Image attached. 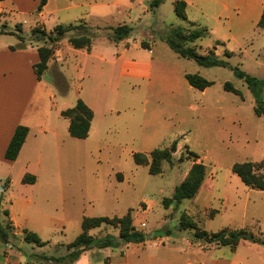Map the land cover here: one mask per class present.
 Listing matches in <instances>:
<instances>
[{
  "label": "rangeland",
  "instance_id": "obj_1",
  "mask_svg": "<svg viewBox=\"0 0 264 264\" xmlns=\"http://www.w3.org/2000/svg\"><path fill=\"white\" fill-rule=\"evenodd\" d=\"M10 1L3 5L10 7ZM85 1L90 0H65L66 6H80L60 15L38 16L32 0H17L16 6L21 9H17L18 13H8V18L3 16L6 13H0V30L7 32L0 35V48L7 43L13 44L10 48H49L32 36L31 30L38 27L47 33L57 25H77L78 12ZM151 1L139 21H134L133 16L125 20L132 33L123 43L108 40L109 28L91 29L92 40L101 43L99 53L123 52L126 61L150 64L147 78L130 77V72L121 75L119 62H87L75 53L66 56L64 62L52 64L72 48L69 39L79 37L80 30L65 34L53 47L41 76L43 84L58 91L56 99L38 92L34 95L27 79L0 78V106L15 113L30 104L28 111L48 118L59 134V141L49 145L42 164L30 166V171L37 173H31L37 178L33 185L20 182L23 164H7L0 139V226L7 228L9 218L18 232L13 236L7 229L9 247L2 244L20 254L21 264H64L60 259L67 254L66 245L81 232L84 217H122L128 212L133 226L145 235V242L86 251L82 259L78 258L79 264H195V250H207L208 257L231 252L228 247L193 242L194 230L179 228L182 216L209 233L247 229L264 241V191L245 187L231 171L234 163L263 159L264 118L254 114L252 93L231 70L200 67L179 58L168 47L163 39L171 29L188 31L192 27L188 19L174 14L168 2L157 8L150 7ZM188 18L191 20L192 15ZM121 24L109 22L112 27ZM247 34L243 40L226 38L216 45L214 39L223 36L215 29L212 35L208 30V34L188 45L202 55L211 50L217 59L263 81L264 30L254 27ZM141 43L149 49L142 48ZM134 45L138 47L132 48ZM226 52L230 57L225 56ZM0 62L3 67L8 64L17 69V62L7 53L0 52ZM185 74H197L213 81V85L205 92L198 91L189 86ZM227 82L240 94L226 91ZM78 99L85 100L94 111L89 135L83 140L69 136L67 121L59 114ZM154 149L171 150V163L161 162L159 173L151 175L149 165L134 163L133 154L148 155ZM194 162L206 167L198 193L166 209L162 200L172 197ZM3 210L8 211V218ZM25 232L36 234L45 245L25 242ZM90 234L96 238L117 237L118 231L102 226ZM250 245H254V253L261 250V245L243 241L234 251L237 256L248 255L253 252L247 247Z\"/></svg>",
  "mask_w": 264,
  "mask_h": 264
},
{
  "label": "trees",
  "instance_id": "obj_2",
  "mask_svg": "<svg viewBox=\"0 0 264 264\" xmlns=\"http://www.w3.org/2000/svg\"><path fill=\"white\" fill-rule=\"evenodd\" d=\"M46 2L47 0H40L37 9L40 11ZM160 3H162V0H152L149 5L150 7H153L160 5ZM185 10L186 4L183 0H175L173 2L174 14L179 19L186 20ZM188 24L192 27V30L187 31L180 27L173 28L169 35L164 37L163 40L168 47L179 58L193 61L200 67H219L231 70L238 79L246 83L247 88L252 93L255 99V105L253 107L254 114L258 117L264 118V101L262 99L264 80H258L243 72L238 66L233 67L227 61L217 59L211 50L208 51L206 55L198 54L188 44H192L201 39L204 35L208 34V30L200 28L197 24L192 22H188ZM257 27L264 30V9L260 20L257 23ZM75 30H80L82 34L79 37L70 38V46L76 50L84 49L90 51L93 42L91 30L83 21H79L77 25L72 23L67 25H57L47 33L44 29L38 27L31 30L32 36H36L37 39L43 40L50 45L49 48L39 47L36 49L39 61L34 64L32 68L37 80L41 79V76L47 69V63L53 55V47L61 41L65 34ZM109 31L110 34H108V40L113 43H119L131 35L132 28L128 25H119L114 28H109ZM4 34H7V32L1 29L0 35ZM217 44L219 43L216 42V45ZM141 47L149 49L145 43H141ZM11 49L14 50L15 48ZM225 56L230 57L227 52L225 53ZM184 78L190 87L201 92L213 85V81H208L197 74H185ZM224 89L236 95L240 94V92L229 82L224 84ZM60 116L67 119L69 122L68 134L70 137L78 140H83L88 137L93 113L83 101L78 99L73 107L62 110ZM27 134L28 128L26 126L18 125L15 128L4 152L5 160H16ZM188 155L197 158V155L192 152H188ZM179 160L182 161V157H180ZM133 161L136 165H149V174L155 175L159 173L161 162L171 163V150L154 149L148 155L135 153L133 154ZM231 171L240 179L245 187L257 191H264V157L259 162L247 161L234 163L231 167ZM205 177V165L201 162H194L189 169L186 178L174 188L172 197L170 199L162 200L163 206L167 209L172 204L178 205L184 200L193 199L198 193ZM34 181L35 177L32 175H24L21 179L22 184H33ZM3 213L5 216L7 215L6 211ZM102 226H110L117 229V237L106 235L101 238H96L90 234V231L101 228ZM179 228L181 230H194L193 242H202L208 246L214 245L216 247H228L231 251H234L242 241L264 246V241H262L260 237H255L247 229H222L214 233H209L205 230L199 229L194 222L188 220L187 216H182L180 218ZM7 229H10L9 224H7V228H2L0 226V241L3 243H7ZM23 239L27 243H35L38 246L45 245L40 242L36 234L31 232H25ZM144 242L145 235L133 226L129 212L122 217H84L81 221V232L72 242L66 245L67 254L60 260L61 263L64 262V264H71L77 261L82 253L89 250Z\"/></svg>",
  "mask_w": 264,
  "mask_h": 264
},
{
  "label": "crops",
  "instance_id": "obj_3",
  "mask_svg": "<svg viewBox=\"0 0 264 264\" xmlns=\"http://www.w3.org/2000/svg\"><path fill=\"white\" fill-rule=\"evenodd\" d=\"M17 0L10 1V7L4 6L8 0L0 1V13H6L3 15L8 18V13L11 16H14L19 9V5L16 6ZM150 0H90L85 1L81 4L83 7L80 12H78V21H83L85 24L91 29L99 30L103 28H114L109 25V22H122L121 25H126L125 20H131L133 16L134 21H139L140 16L148 12V8L145 6ZM175 0H162L158 7L162 4L169 3L173 6V2ZM186 4V19L188 22H192L198 25L200 28H207L210 34H214V29L217 30V33H220L223 38L222 39H214L215 42H223L226 38H231L232 40L236 38H241L242 40L248 35L247 32L252 30V28L257 27V23L260 20L264 9V0H183ZM40 0H32L33 10L37 9ZM79 4V3H78ZM73 4L72 6H66L65 0H47L46 4L41 8V10L36 11L38 16H42L43 14L48 16L60 15L65 10L77 9L80 5ZM16 6V7H15ZM14 7V8H13ZM21 10V9H19ZM23 12V11H22ZM155 13H158L156 11ZM189 14L192 15L191 20H189ZM116 18V19H114ZM105 26V27H102ZM119 26V25H118ZM247 34V35H246ZM216 36V35H215ZM218 37V36H217ZM230 40V39H228ZM127 41V40H125ZM121 41V43L125 42ZM120 43V44H121ZM12 43H7L6 45L0 48V52L7 53L13 61L17 62L15 69L13 66L6 64L3 65L0 62V78L2 80L6 79H14L15 76L18 78L27 79L29 83L33 86L34 95L35 93H40L41 95H47L52 99H56V91L55 89L48 86L47 84H43V78L37 80L32 66L39 61L37 51L35 49L29 47H21L15 48L12 50L10 46ZM100 42L93 41L90 51H86L84 49L76 50L69 48L67 49L66 54H62V59L57 58L56 61H52V64L60 62H64L66 60V56L70 54H77L83 60L87 62H94L95 60L104 61L110 65L120 63V74L123 75L127 72H130V77H136L138 79L147 78L148 70L150 69V64H146L141 61H126L125 53L120 52L118 54H114L111 52V55H103L97 51ZM126 47V45L124 44ZM131 47V46H130ZM129 46L127 48H130ZM138 46L134 45L132 48H136ZM82 60V61H83ZM50 67V66H49ZM48 67V70L50 69ZM144 69V72L142 70ZM47 70V71H48ZM140 71V72H139ZM58 73L63 77L62 73L58 69ZM205 89L203 92H205ZM82 90H80L81 92ZM14 98V95H13ZM83 100V99H82ZM84 103L92 110L90 104H88L85 100ZM28 106L21 111H14L9 109L6 111L4 106H0L3 108L0 109V139L2 137V154L4 157V152L6 147L14 133L15 128L18 125H23L28 128V134L26 139L20 149L18 157L15 161H7V164L14 165V163L18 162L23 164L22 169L24 175H32L37 174L30 171V166L33 164L41 165L46 155L45 152L48 149L49 145H56L59 141L57 138V131L54 126L48 123V118H44L37 111H28ZM74 106V105H73ZM72 106V107H73ZM70 108V107H69ZM65 110V109H64ZM62 111V110H61ZM60 111V112H61ZM94 118V111L92 110ZM60 114V113H59ZM65 119V118H64ZM67 132L69 122L67 119ZM91 120V122H92ZM91 127V123H90ZM90 131V129H89ZM50 136H47V135ZM89 135V133H88ZM50 139V140H48ZM22 176V178L24 177ZM35 175L36 183L37 178ZM21 178V179H22ZM21 182V181H20ZM29 184V185H33ZM253 190V189H252ZM1 210V209H0ZM6 211V218L9 217V213L7 210H3L2 213ZM7 223L10 225V231L13 236L17 235V231H15V226L12 224L11 220L8 218ZM20 235V234H19ZM243 242V241H242ZM240 244V243H239ZM238 244V245H239ZM9 246V243L6 244ZM0 241V264H21L20 254H16L12 252L10 248L5 247ZM256 245V244H255ZM214 246V245H211ZM238 247V246H237ZM252 249V253H249L245 256H237L235 251H231L229 253H222V257L207 256V250L202 253L200 250H195L196 254H191L195 256L197 261L195 260V264H264V247H261V250L257 253H254V245L247 246ZM216 249V248H215ZM237 249V248H236ZM234 252V253H233ZM82 259V254L80 255ZM198 257V258H197ZM79 258V259H80ZM77 261L76 264H79Z\"/></svg>",
  "mask_w": 264,
  "mask_h": 264
},
{
  "label": "built area",
  "instance_id": "obj_4",
  "mask_svg": "<svg viewBox=\"0 0 264 264\" xmlns=\"http://www.w3.org/2000/svg\"><path fill=\"white\" fill-rule=\"evenodd\" d=\"M9 247V246H8Z\"/></svg>",
  "mask_w": 264,
  "mask_h": 264
}]
</instances>
